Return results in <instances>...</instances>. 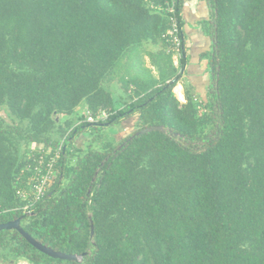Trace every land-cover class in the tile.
<instances>
[{
    "label": "trees",
    "instance_id": "trees-1",
    "mask_svg": "<svg viewBox=\"0 0 264 264\" xmlns=\"http://www.w3.org/2000/svg\"><path fill=\"white\" fill-rule=\"evenodd\" d=\"M206 1L209 85H185L181 103L180 1L173 15L165 0H0V225L81 257L53 259L13 229L0 262L264 264V0ZM134 55L147 74L124 78ZM152 127L165 131L136 135Z\"/></svg>",
    "mask_w": 264,
    "mask_h": 264
},
{
    "label": "crops",
    "instance_id": "crops-1",
    "mask_svg": "<svg viewBox=\"0 0 264 264\" xmlns=\"http://www.w3.org/2000/svg\"><path fill=\"white\" fill-rule=\"evenodd\" d=\"M179 1L181 4L182 31L187 64L183 70L184 75L178 90H181L182 100L185 103V85L191 87L200 96H206L210 75L208 72V61L202 56L204 53L210 52L212 48V41L207 34V27L204 26L211 18V11L206 0ZM135 122L136 117L122 121L120 124L122 128L117 129L116 127L111 139L116 140L119 136L124 137L125 135L127 137L132 134L136 130Z\"/></svg>",
    "mask_w": 264,
    "mask_h": 264
},
{
    "label": "built area",
    "instance_id": "built-area-1",
    "mask_svg": "<svg viewBox=\"0 0 264 264\" xmlns=\"http://www.w3.org/2000/svg\"><path fill=\"white\" fill-rule=\"evenodd\" d=\"M178 2L179 0H165V3L168 7L167 8L168 11L173 15L176 13ZM172 20H173V26H172V29L168 32V36L170 38L169 41L172 43L173 50L176 53L175 58H178V60H180L183 38L181 37V29L178 25L176 18H173ZM107 117L108 116L105 113L99 115L97 119H95L94 117L90 115L88 117V121L92 123V122L99 121V120H105ZM57 158L58 157L53 158L50 161V163L47 165L45 174L38 175L33 180L34 184H33L32 190L37 198L44 195L50 183L52 182L53 177L55 175L54 164Z\"/></svg>",
    "mask_w": 264,
    "mask_h": 264
},
{
    "label": "rangeland",
    "instance_id": "rangeland-1",
    "mask_svg": "<svg viewBox=\"0 0 264 264\" xmlns=\"http://www.w3.org/2000/svg\"><path fill=\"white\" fill-rule=\"evenodd\" d=\"M132 52H134V51H132ZM131 52V53H132ZM168 53H169V50H168ZM175 56H176V53H175V55H174V63H175V65L176 66H178L179 65V61L180 60H178V58H175ZM142 58V59H141ZM141 61H143V56L141 57V56H136V55H134L133 56V58H132V60H130L129 62H127V63H125V70L124 71H119V74H124L123 75V77L124 78H126V76H125V74L127 75V77H129V75L131 76L132 74H137L138 72H139V70H141V69H143V70H141V73L140 74H147L146 72H147V70L144 68V66L141 68V66H140V64H141ZM146 63H147V66L150 68V62H149V59H146ZM138 66V67H137ZM139 68H141V69H139ZM145 69V70H144ZM145 71V72H144ZM157 74V73H156ZM121 77V76H120ZM178 87H179V85L174 89V94L176 95V97H177V99L181 102V103H184V100H182V99H180V97L178 96ZM180 90V89H179ZM181 91V90H180ZM200 101V100H199ZM200 105H201V103H199ZM85 108V106L83 105L82 107H81V111H83V109ZM0 118H3L6 122H8V123H10L11 122V120L9 119V117H8V113H7V110L6 109H0ZM57 119L59 120V119H61V117L60 116H58L57 117ZM116 127H117V129H120V128H122V126L119 124V125H116V126H114V127H111V130L112 131H115L116 130ZM107 132V131H106ZM126 134V133H125ZM108 135H109V137L110 138H113V134H110L109 132H108ZM88 136H83V135H81L80 137L78 136L77 138H76V141H75V144H76V146H78V147H81V146H83L84 144H86L87 143V141H88V138H87ZM126 136L124 135V137H121V136H119V137H117L116 138V140L114 139V141L115 142H120L122 139H124ZM0 264H29L27 261H25V260H8V261H6V262H0Z\"/></svg>",
    "mask_w": 264,
    "mask_h": 264
},
{
    "label": "water",
    "instance_id": "water-1",
    "mask_svg": "<svg viewBox=\"0 0 264 264\" xmlns=\"http://www.w3.org/2000/svg\"><path fill=\"white\" fill-rule=\"evenodd\" d=\"M152 131H165L163 127H152L149 129H144L136 133V135H144L148 132ZM17 230L20 234L24 236V238L33 246L35 247L38 251L42 252L43 254L53 258V259H60V260H65V261H76L80 262L81 257L77 255H65L62 253H58L53 251L50 248H47L41 244H39L35 239H33L28 233H26L20 226V220H17L15 222H11L8 224L0 225V231L3 230Z\"/></svg>",
    "mask_w": 264,
    "mask_h": 264
}]
</instances>
